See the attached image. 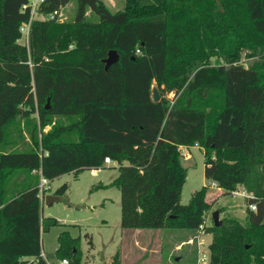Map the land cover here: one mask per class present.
Here are the masks:
<instances>
[{"label":"trees","instance_id":"16d2710c","mask_svg":"<svg viewBox=\"0 0 264 264\" xmlns=\"http://www.w3.org/2000/svg\"><path fill=\"white\" fill-rule=\"evenodd\" d=\"M69 1L43 0L33 17L30 0H0V142L17 117L38 119L29 149L0 152V264H47L41 231L58 223L41 214L36 183L10 197L17 169L51 179L101 168L109 156L117 174L102 186L119 188L124 230L198 229L210 184L180 202L182 146L195 144L210 182L227 192L242 185L256 204L246 223L223 216L208 225V264H264V0H124L115 12L76 0L72 20L45 18ZM109 50L119 59L105 69ZM57 240L52 258L88 264L79 236L63 229ZM101 264L142 263L115 252Z\"/></svg>","mask_w":264,"mask_h":264},{"label":"rangeland","instance_id":"374dc122","mask_svg":"<svg viewBox=\"0 0 264 264\" xmlns=\"http://www.w3.org/2000/svg\"><path fill=\"white\" fill-rule=\"evenodd\" d=\"M102 1L112 12L124 6V0ZM75 15L76 0H70L60 8L58 19L72 20ZM32 16L37 17L38 15L33 13ZM89 19L97 21L98 16L92 13ZM27 29V25L24 26L19 42L27 44ZM251 60L244 55L241 57V62L245 65ZM155 87L153 83L152 88ZM165 95L173 98L174 93L169 92ZM54 121L65 124L66 118L55 117ZM37 123V112L27 117H17L6 127L4 141L0 142V152L29 149L31 146L29 134L33 125ZM48 129L49 126L44 130ZM203 151L198 144L190 147L182 146L181 162L187 168V175L182 186L180 202H188L194 190L203 184H210L207 199L211 205L205 213L203 227H198V229L189 227L143 228L135 235V240L130 239L129 236L126 238L122 236L120 190L115 185L102 186L115 176L117 169L115 164L105 163L96 174L92 173L91 168H84L79 172L69 171L49 179V188L45 190V194H54L64 182L68 187L63 194H60L59 199L49 203L45 201V198L41 200V214L44 217L58 219V223L51 224L41 231L42 250L44 256L48 258L47 263L59 264L60 258H52L51 254L58 245V233L67 229L72 235L80 237L82 262L88 264H101L109 261L115 252H121L122 257L120 258L124 263L208 264V244L212 238L208 225L213 223L212 211L220 210V219L223 216H234L242 223H246V208L250 206L247 197L227 192L223 188L220 190L205 177ZM23 171L24 169H17L10 178V193L21 187L16 179L19 174L24 173ZM189 237H192L193 242L187 240ZM204 253L207 254L206 259H202Z\"/></svg>","mask_w":264,"mask_h":264},{"label":"crops","instance_id":"0c3cea01","mask_svg":"<svg viewBox=\"0 0 264 264\" xmlns=\"http://www.w3.org/2000/svg\"><path fill=\"white\" fill-rule=\"evenodd\" d=\"M185 147V146H184ZM115 164L116 165V167L118 166V163L116 162V161H114V160H112L111 162H109V163H107V164ZM98 170H100V168H97L96 169V172L95 173H93V174H96L97 173V171ZM36 171L37 170H32V171H27V170H24L23 172L24 173H21V174H19V176H18V178L16 179V181L19 183V185L22 187L23 185H26V184H34V183H36L37 185L39 184V179H40V177H41V174H39V177H37V174H36ZM91 171H92V169H91ZM116 174H117V169H116ZM116 174H115V176H116ZM32 175L34 176L33 178H32ZM114 176V177H115ZM114 177H112L110 180H108L107 182H105V184H107V183H109ZM10 180V179H9ZM104 183V182H103ZM8 185H9V183H8ZM11 186H12V184H11ZM19 186V187H20ZM218 187V186H217ZM220 188V190H221V187H219ZM9 189H10V185H9ZM17 189H19V188H16V189H14V192H12V193H10V191H9V194H10V197L16 192V190ZM237 189L239 190V191H245L246 193H250V192H248V191H246L242 186L239 188V187H237ZM240 195V194H239ZM59 196H60V194H59ZM143 230V228H134V229H123L122 228V236H124L125 238L127 237V236H129L130 237V239H132V240H135L136 239V234L138 233V232H140V231H142ZM42 237V236H41ZM42 239V238H41ZM188 241H190V242H193V239H192V237H189L188 239H187ZM42 242H43V239H42ZM136 244H139V243H136ZM179 244H177V246H178ZM140 247H142V245H139ZM120 253V257H122L121 256V252H119ZM41 254L44 256V252H43V250L41 251ZM205 254V253H204ZM29 258H31V257H29ZM207 258V254H205V256L203 255V258L202 259H206ZM49 263V262H48ZM47 263V264H48Z\"/></svg>","mask_w":264,"mask_h":264},{"label":"built area","instance_id":"2783aa9c","mask_svg":"<svg viewBox=\"0 0 264 264\" xmlns=\"http://www.w3.org/2000/svg\"><path fill=\"white\" fill-rule=\"evenodd\" d=\"M42 1L43 0H30V3L29 4H30V7H31V13L32 14L35 13L37 5L40 2H42ZM59 14H60V9L54 10L53 12L49 13L45 18H48V19L58 18L59 17ZM26 25H27V27H29V24H26ZM26 25H24V26H26ZM24 26L21 27V31H23ZM27 34H28V29H27ZM136 51L139 52L138 49ZM111 161H112V159L109 156H105L104 157V163H109ZM96 169L97 168H93L92 169V172L95 173L96 172ZM212 183L215 184V182H212ZM38 188H39V197H40L41 200H43L44 199V196H45V190L49 188V178L44 177L43 175H41L40 181H39V184H38ZM231 192L233 194H238V195L240 194V195H243L245 197L251 195V193H246L245 191H239L238 189L232 190ZM249 206L252 209H255L256 208V204L254 202L249 203ZM199 227H203V223L200 224ZM204 256H205V254H204ZM67 263H68L67 258H62L59 261V264H67Z\"/></svg>","mask_w":264,"mask_h":264},{"label":"water","instance_id":"95a60500","mask_svg":"<svg viewBox=\"0 0 264 264\" xmlns=\"http://www.w3.org/2000/svg\"><path fill=\"white\" fill-rule=\"evenodd\" d=\"M119 59V56H118V53L116 50H109L108 51V55L107 57L103 60L104 64H105V69H107L109 67V65H111L112 63H115L117 62ZM152 93H153V100L157 101L159 100L160 98V94H159V91L158 89L155 87V88H152L151 89ZM49 107V99H47V105H46V108ZM59 194H53V193H46L44 198H45V201L47 203L53 201V200H56V199H59ZM212 219H213V223L215 225H220L222 220L219 218V210L218 209H215L212 211Z\"/></svg>","mask_w":264,"mask_h":264}]
</instances>
